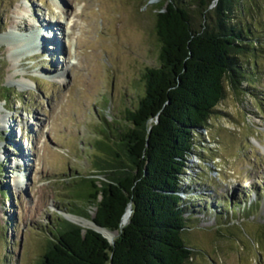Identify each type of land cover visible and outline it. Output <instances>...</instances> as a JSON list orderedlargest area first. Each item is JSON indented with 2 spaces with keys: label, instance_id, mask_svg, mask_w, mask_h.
I'll list each match as a JSON object with an SVG mask.
<instances>
[{
  "label": "rangeland",
  "instance_id": "obj_1",
  "mask_svg": "<svg viewBox=\"0 0 264 264\" xmlns=\"http://www.w3.org/2000/svg\"><path fill=\"white\" fill-rule=\"evenodd\" d=\"M163 1L0 0V36L30 38L25 50L11 36L0 42V264H39L62 219L83 227L68 215L95 217L82 179H107L96 166L99 130L125 125L143 74L160 65ZM184 1L200 22L203 0ZM256 2L238 17L259 37L241 59L247 78L226 81L182 176L195 250L187 264H264V0Z\"/></svg>",
  "mask_w": 264,
  "mask_h": 264
},
{
  "label": "trees",
  "instance_id": "obj_2",
  "mask_svg": "<svg viewBox=\"0 0 264 264\" xmlns=\"http://www.w3.org/2000/svg\"><path fill=\"white\" fill-rule=\"evenodd\" d=\"M256 3L203 0L198 23L184 0L156 5L160 65L143 74V94L125 110V125L99 130L96 166L107 179H82L90 181L95 223L120 233L110 240L101 230L62 219L39 264L190 261L195 250L185 237L189 207L183 193L189 191L182 176L197 134L225 98L226 81L236 85L247 78L241 59L254 54L259 37L251 38L255 31L238 17Z\"/></svg>",
  "mask_w": 264,
  "mask_h": 264
},
{
  "label": "bare ground",
  "instance_id": "obj_3",
  "mask_svg": "<svg viewBox=\"0 0 264 264\" xmlns=\"http://www.w3.org/2000/svg\"><path fill=\"white\" fill-rule=\"evenodd\" d=\"M15 10H18V14H19V17H23L24 16V14L26 13L25 12V10L26 9H23V8H20L19 9V7H17ZM18 20V19H17ZM13 30V34H11L12 31ZM12 30H10V31H8L6 34H2L1 33V36H0V42H6L7 41V39H9L10 38V36L12 37L11 39H12V41L10 40V43L11 44H13L12 45V48L13 47H16V48H18L19 46H20V48L22 47L24 50H25V48L29 45V40H30V38L29 37H24L22 34L21 35H17V34H14L15 33V31H14V29H12ZM36 34H38V37H37V35ZM43 34H45L44 33V31H42V32H40L39 31V33H33V35H35L34 37L36 38V40L39 38V36L41 37V36H43ZM30 79V78H29ZM23 82H21V84H22ZM21 84H20V87H24V83L22 84V86H21ZM3 104L2 103H0V116L2 115L1 113V111H2V109H3ZM4 107H6V106H4ZM21 180V182L22 181H24L23 180V178H21L20 179ZM23 183V182H22ZM71 219H73L74 221H76L77 223H80V224H82L83 225V227L84 228H87V227H89V226H95L96 228H98V229H100L108 238L110 237V239L111 240H113L114 239V237H115V235H116V232L115 231H112V230H109V229H105V228H100L96 223H95V221L93 220V219H91V218H89V219H85V218H80V217H78V216H73V215H68Z\"/></svg>",
  "mask_w": 264,
  "mask_h": 264
},
{
  "label": "water",
  "instance_id": "obj_4",
  "mask_svg": "<svg viewBox=\"0 0 264 264\" xmlns=\"http://www.w3.org/2000/svg\"><path fill=\"white\" fill-rule=\"evenodd\" d=\"M89 227H92V228H95V229H97V230H100V229H98V228H96L95 226H89ZM100 227V226H99ZM101 228V227H100ZM104 234V233H103ZM105 235V234H104ZM106 236V235H105ZM110 239V238H109ZM111 240V239H110Z\"/></svg>",
  "mask_w": 264,
  "mask_h": 264
}]
</instances>
